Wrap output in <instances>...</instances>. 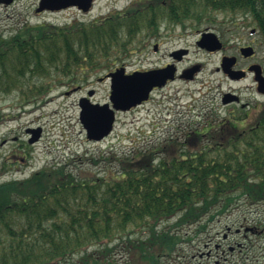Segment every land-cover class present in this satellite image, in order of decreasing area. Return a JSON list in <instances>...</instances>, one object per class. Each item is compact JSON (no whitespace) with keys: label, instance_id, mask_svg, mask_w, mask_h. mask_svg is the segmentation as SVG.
Segmentation results:
<instances>
[{"label":"trees","instance_id":"1","mask_svg":"<svg viewBox=\"0 0 264 264\" xmlns=\"http://www.w3.org/2000/svg\"><path fill=\"white\" fill-rule=\"evenodd\" d=\"M218 13L257 28L264 43V0H135L104 19L24 23L0 33V101L12 95L21 105L36 104L89 71L112 70L144 26L154 23L158 38L162 19L199 26L217 22ZM5 119L0 109V124ZM112 158H105L119 166L112 174L78 171L70 160L0 181V264H117L110 246L117 239L129 245L127 264H161L193 237L159 231L163 222L196 225L199 237L239 202H264V107L251 122L226 113ZM0 169L11 168L3 162ZM136 230L148 236L135 242Z\"/></svg>","mask_w":264,"mask_h":264},{"label":"rangeland","instance_id":"2","mask_svg":"<svg viewBox=\"0 0 264 264\" xmlns=\"http://www.w3.org/2000/svg\"><path fill=\"white\" fill-rule=\"evenodd\" d=\"M38 1L15 0L12 4H0V33L7 34L24 22H51L63 25L75 18L88 22L123 10L135 0H94L91 9L84 14L70 9L36 15L34 10ZM225 19L223 13H218L217 22H204L199 26L186 25L185 28L170 25L167 31L161 28L162 34L155 38V41L140 33L137 41L130 46L133 52L123 57L127 60V71L160 67L171 60L170 51L182 47L190 48V55L185 63L183 61L178 64V69L181 70L193 62H200L203 64V71L192 82H184L183 79L172 81L162 90L154 92L151 102L139 110L118 113L113 131L102 140L87 139L79 121L78 99L86 89L81 93L64 96L63 91L67 88L59 86L36 104L21 105V101L12 95L1 100L0 109L6 119L0 124V168L5 162L11 169L0 175V181L26 177L55 161L65 163L70 160L73 161L70 167L78 171L99 175L112 174L119 166L115 160L107 161L105 158L131 156L139 149L163 144L167 138L181 137L183 131L192 124L193 128H199L206 120L223 117L226 113L181 111L182 105L190 101V97H184V93L197 96L211 89V93H217L220 88L224 90L229 86L250 84V79L240 84L230 83L214 70L219 64L222 52L208 55L197 49V30L208 29L222 33L224 44L227 48L231 47L224 51L229 54L241 43L253 40L258 46V57L264 56V44L257 42L259 34L249 33L252 27H245L242 22L234 24ZM220 20L225 21L219 23ZM155 43L158 44V49L153 51ZM144 45L147 47L143 53L137 51ZM93 87L97 90L95 101H108L105 83H95ZM155 100L163 101L155 105ZM9 115L16 117L9 119ZM37 126L42 128L41 138L28 147L21 145L28 138L25 128ZM15 136L18 137L17 140H13ZM12 153L16 156L11 155ZM90 158L98 162L92 163ZM175 221L176 219H172L163 222L158 230L168 229L172 234L193 237L191 241L183 238L172 254L162 256L161 264H264V202L254 205L239 202L237 207L210 222L206 233L200 234L199 237L193 235L196 225L179 226L174 224ZM245 228L252 230L245 231ZM236 229L239 231L236 232ZM137 231L131 237L135 242L148 236V232ZM224 234H227L226 239L223 238ZM110 246L113 248L111 257L117 264L130 262L131 254L125 239H117L110 243ZM215 246L218 248L215 249ZM101 248L96 246L94 251Z\"/></svg>","mask_w":264,"mask_h":264},{"label":"flooded vegetation","instance_id":"3","mask_svg":"<svg viewBox=\"0 0 264 264\" xmlns=\"http://www.w3.org/2000/svg\"><path fill=\"white\" fill-rule=\"evenodd\" d=\"M14 1L15 0L11 1L10 4H12ZM39 2H40V0L38 1V4L34 10L36 15L43 14V13L62 12L65 10H70V9L75 10L81 14L88 12V11H86V12L83 11L77 5H73V6H69V7L61 8V9H55V10L44 9L42 11H38L37 9L39 6ZM133 2L134 1H132L131 3H133ZM109 15L110 14H107L101 18H103V19L107 18ZM76 20H78V19L75 18L74 21H76ZM24 23H27V22H24ZM24 23H22V24H24ZM22 24H20L19 26H21ZM168 27L169 26L167 25L165 19H162L161 23H160L158 34L159 35L162 34L161 28H163V30L167 31ZM14 31H15V29L8 32L7 34L10 35ZM202 32H203V30H197L196 41L201 37ZM249 33L251 35L259 34L257 29H255L254 32H252V30L250 29ZM141 34H143L145 37H150L149 40L155 41V35L157 34L155 24L152 23V24H150V26L142 27ZM217 35L223 43V45L220 49L209 50L207 48L196 45L197 49H199L201 52L208 54V55L222 52V55L219 59V64H218V66L215 67L214 70L216 72H218L219 74L223 75L225 77V79L227 81H229L230 83L240 84L244 80L250 79V84L248 86H241V85L229 86L227 89H224V90H222L220 88L217 93H211V91H213V89H211L210 91L207 90V92H205V93H199V95H197V96L186 95V93H184V97L189 96L190 101L186 102L185 104L182 105L183 110L181 111V113H244L245 116H247V120L251 122L253 114L258 113V111L262 107H264V99H263L264 88L259 85L258 78L256 77L257 73H256V68H255V66H259L260 76H262L264 78V56L258 57V49H257L258 46H257V43L254 42L253 40L250 42L241 43L230 54H229V52H224V51L230 49L231 47L227 48L226 45L224 44L222 33L218 32ZM257 42L264 44L260 38V35H259V41H257ZM141 47L142 48L137 49V51H139L140 53H143L147 46L144 45ZM248 47L251 48L250 54H245L244 52H242V49L248 48ZM127 49H128V52H127V54L122 56V61L119 62L112 70L103 71V72H99V73H92L91 71H89L87 73V77H85V78L79 77L75 82H73V85L69 87V90L67 89L68 91H71L69 94H66V92H68V91L65 90V91H63V95L64 96H70L73 94L81 93L82 90L86 89L85 93L80 95V97L78 99L79 110H80V103L82 102V100H85V99L91 103H94V104H96V103L97 104L108 103L110 95H111V91H112V89H111V78L107 76L110 72H113L117 68H122V67L124 68L126 74H130L133 71H147V70H149V69H133L131 71H129V70L127 71V69H126L127 60H125V58L123 59V57H125V56L127 57L129 53H132L133 48L127 47ZM157 49H158V45L155 46V44H154L153 45V51H156ZM178 49L184 50V53L181 55L180 60H177V61L172 60V58H173L172 53L174 51V50H172L169 52V57L171 58V60L165 62L162 66H160V68L165 67L166 65H168L174 61V64H175L176 68L178 69V64L182 63L183 61L185 63L189 59L190 48L182 47V48H178ZM225 57H234L235 61H234V64H232L231 69L237 71L238 73L232 74V76H231L226 70L223 69L222 63H223V59ZM190 68H196V70L194 71L193 77L191 79H188L185 76H184V78L179 77L180 73H184V75L185 74L187 75L186 71ZM202 71H203V64L200 62H193L187 66H184V68L181 70L178 69L177 77L175 78V80L176 79H183L184 82H192V81L196 80V78L198 77V75ZM57 74L60 76V78L63 77V73H61V70H58ZM172 81H174V80H172ZM172 81H167V83L163 86H155L151 90V92L149 93L148 98L146 100H143L142 102L136 104L135 106H132L129 109L115 110L116 115L118 113H121V112H129L132 110H139L145 104L151 102L152 95L154 92L162 90ZM95 83H105L106 84L108 101L97 102L94 100L95 94L97 93V90L93 87V85ZM162 101L163 100H155L154 104L157 105ZM109 105H110V107H112L111 103H109ZM5 117H6V115H5ZM13 117H16V116H13V115L8 116L9 119H12ZM29 128L30 127L25 128L26 136H28L27 140L24 143H21V145H24L26 147L29 146L28 139H29L30 134H31L28 132ZM199 128H202V127H199ZM182 135H184V131H183ZM17 139H18V137H16V136L13 137V140H17ZM3 142L5 143L6 139H4ZM11 155L16 156V154H14V153H12ZM228 230H230V229H228ZM223 238L226 239L227 234H224ZM217 248L218 247L215 246V249H217ZM207 256H209V255H207Z\"/></svg>","mask_w":264,"mask_h":264},{"label":"water","instance_id":"4","mask_svg":"<svg viewBox=\"0 0 264 264\" xmlns=\"http://www.w3.org/2000/svg\"><path fill=\"white\" fill-rule=\"evenodd\" d=\"M12 0H0V3L8 4ZM92 0H40L38 11L44 9H61L69 6L77 5L83 11L90 8ZM254 30H252L253 32ZM197 45L207 48L209 50H218L222 46V42L218 36L212 31H205L201 38L197 41ZM157 46V44L155 45ZM242 52L245 54L251 53V48H244ZM184 50H176L172 53L173 57L180 60ZM234 57H225L223 59L222 67L231 76L238 73L231 69L234 64ZM259 85L264 88V78L260 76L259 66H255ZM196 68L188 69L187 75L182 73L180 77L191 79ZM259 75V76H258ZM107 76L111 78V95L110 102L94 104L88 100H82L80 103L79 120L86 132V137L89 140H101L108 136L114 126L115 110L129 109L132 106L146 100L149 93L155 86H163L168 80H173L176 76V66L174 63L168 64L163 68H155L147 71H134L126 74L124 68H117L115 71L109 73ZM70 92H67L69 94ZM31 133L29 142L33 143L40 138L41 128H29ZM252 229V228H250ZM247 230V228H246ZM237 232L239 229L236 230Z\"/></svg>","mask_w":264,"mask_h":264}]
</instances>
